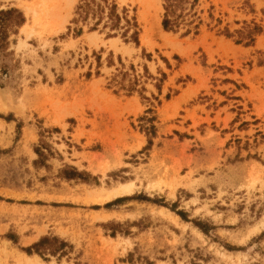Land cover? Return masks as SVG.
<instances>
[{
	"label": "rangeland",
	"instance_id": "1",
	"mask_svg": "<svg viewBox=\"0 0 264 264\" xmlns=\"http://www.w3.org/2000/svg\"><path fill=\"white\" fill-rule=\"evenodd\" d=\"M166 3L0 0V264H264V0Z\"/></svg>",
	"mask_w": 264,
	"mask_h": 264
},
{
	"label": "trees",
	"instance_id": "2",
	"mask_svg": "<svg viewBox=\"0 0 264 264\" xmlns=\"http://www.w3.org/2000/svg\"><path fill=\"white\" fill-rule=\"evenodd\" d=\"M184 1H186V0H167V3L165 5V9H166L165 18L163 20V25L165 28L171 29V28H174L175 26L178 25L180 16L179 15L176 16V18H174V20H172L170 18V16H171V14L175 13L176 9L180 5H183ZM40 243H37V245Z\"/></svg>",
	"mask_w": 264,
	"mask_h": 264
},
{
	"label": "bare ground",
	"instance_id": "3",
	"mask_svg": "<svg viewBox=\"0 0 264 264\" xmlns=\"http://www.w3.org/2000/svg\"><path fill=\"white\" fill-rule=\"evenodd\" d=\"M127 185H128V184H127ZM127 185H126V186H127ZM124 186H125V185H124ZM121 187H122V185H121ZM119 188H120V187H119ZM119 188H118V189H119ZM122 188H123V187H122ZM122 188H121V189H122ZM125 188H126V187H125ZM128 188H129V187H128ZM127 191H128V189H123L121 192H117L114 196L120 195V194H122L123 192H127ZM127 193H128V192H127ZM109 196H110V195H109Z\"/></svg>",
	"mask_w": 264,
	"mask_h": 264
}]
</instances>
